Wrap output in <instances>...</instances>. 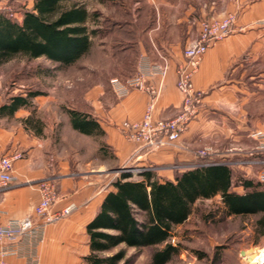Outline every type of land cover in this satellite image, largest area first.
<instances>
[{
	"label": "crops",
	"instance_id": "crops-1",
	"mask_svg": "<svg viewBox=\"0 0 264 264\" xmlns=\"http://www.w3.org/2000/svg\"><path fill=\"white\" fill-rule=\"evenodd\" d=\"M128 1L134 6L127 8V79L143 72L147 83L159 88L155 105L158 118H172L182 107L177 67L185 60L184 49L198 37L199 22L229 11L237 12V22L229 36L214 42L204 54L194 75L195 87L203 91L202 104L175 145L136 152L137 145L120 131L124 120L143 117L151 100L149 92L131 88L120 96L111 87L102 101L101 91L92 89V116L104 129L105 142L115 156L121 161L132 158L137 166L155 167L161 178L174 179L177 171L199 164L201 160L195 155L199 145L219 137L233 142L236 151L223 148L214 158L236 161L251 154L264 160V152L257 149L260 141L252 137L255 131L264 130V0ZM166 63L163 76L159 67ZM22 111L25 109L12 117L0 116V157L22 154L14 162L15 183L0 193V222L8 224L34 215L40 200L38 182L47 177L56 180L58 191L52 211L71 204L75 208L56 222L44 223L37 218L42 233L21 239L7 259L14 264H87L90 246L86 227L112 189V181L103 185L94 176L68 173L63 162L55 168L49 150L35 132L20 120L15 125L6 124L19 119ZM261 167L232 165L235 172L246 176L251 170L258 173ZM233 189L244 192L241 185Z\"/></svg>",
	"mask_w": 264,
	"mask_h": 264
},
{
	"label": "trees",
	"instance_id": "trees-1",
	"mask_svg": "<svg viewBox=\"0 0 264 264\" xmlns=\"http://www.w3.org/2000/svg\"><path fill=\"white\" fill-rule=\"evenodd\" d=\"M90 22L96 26L92 27ZM97 25L98 13L91 12L87 2L79 0H34L32 9L26 10L20 20L0 11V65L25 57L45 58L57 64V68L72 66L90 52L100 32ZM39 94L30 91L27 95L11 96L0 105V116L12 117L19 109L30 107L31 98ZM69 112L73 128L80 133L105 134L92 114ZM24 122L27 128L41 134L40 119L31 116ZM207 160L201 159L199 165L177 171L174 179L161 178L152 169L138 172V179L131 172L113 179L112 189L86 227L90 246L85 257L87 264L131 263L127 255L133 248H152L151 264L174 261L185 249L181 241H172L174 231L189 223L199 201L216 196L221 198L219 210L225 217L261 215L257 232L264 236V184L244 173L236 175L228 163L200 164ZM238 185L243 187V193L233 189ZM219 255L218 252L215 255L217 260Z\"/></svg>",
	"mask_w": 264,
	"mask_h": 264
},
{
	"label": "rangeland",
	"instance_id": "rangeland-1",
	"mask_svg": "<svg viewBox=\"0 0 264 264\" xmlns=\"http://www.w3.org/2000/svg\"><path fill=\"white\" fill-rule=\"evenodd\" d=\"M79 1L87 2L90 11H96L99 16L97 26L100 32L94 38L90 52L65 68H57V64L45 58L30 60L25 57L0 65V105L13 95H27L30 91L40 93L31 98L32 105L24 108L19 119H11L6 124L15 125L20 120L27 128L26 118L34 116L40 119L43 122L41 134L32 131L46 145L55 168L63 162L68 173L94 176L103 185L123 172H131L133 178L138 179V169L142 167L137 166L132 158L127 161L118 159L103 136H88L74 129L69 112L75 110L92 114L93 88L101 91L104 101V94L111 89L113 79L127 80L125 10L134 5L128 0ZM33 4L34 0H0V11L20 20ZM90 25L96 26L94 22ZM223 148H227L228 152L236 151L233 142L219 137L199 145L196 151L210 149L216 154ZM148 169L155 170V167ZM239 173L236 172V175ZM246 177L259 181L255 170H251ZM219 206H222L220 196L197 203L189 223L178 227L172 238L174 243L181 241L185 249L168 264H248L239 254L240 250H264V236L257 232V221L261 215L225 217ZM210 213H215V216ZM139 217L142 218L141 215ZM199 252L204 254L202 258ZM217 252L220 253V260L215 257ZM152 253V248L129 249L127 257L132 262L127 264H151Z\"/></svg>",
	"mask_w": 264,
	"mask_h": 264
},
{
	"label": "built area",
	"instance_id": "built-area-1",
	"mask_svg": "<svg viewBox=\"0 0 264 264\" xmlns=\"http://www.w3.org/2000/svg\"><path fill=\"white\" fill-rule=\"evenodd\" d=\"M236 22V11H229L222 17L203 19L199 22L198 37L185 48V60L177 67V88L183 96V102L175 117H155V105L160 90L153 84L147 83L143 72L125 81L117 78L112 80V87L120 96L126 95L131 88L142 89L151 94V100L140 120L126 119L119 125L124 137L137 145L136 152L175 145L188 129L190 122L198 114L199 106L203 100V91L195 87L194 75L198 72L207 50L214 42L229 36L234 31ZM166 64L159 67L163 76L166 74ZM252 137L260 141L257 149L264 152V130L255 131ZM195 155L200 160L208 159L206 162L200 163L205 165L219 162L228 163L231 166H262L258 172V179L264 184V160L260 157L250 154L236 161L227 158L216 159L210 149L198 150ZM21 157L20 152L0 157V193L9 189L15 183L14 162ZM146 169L148 167L139 168L138 172ZM55 181L54 178L47 177L38 182L40 200L34 207V215L13 220L8 224L0 222V264H14L7 259V256L15 253L13 246L21 239L32 236L39 237L42 230L41 226L37 224V218H41L44 223H52L67 217L74 210L75 205L71 204L64 209L52 211V206L58 197ZM242 258L246 261L245 256H242Z\"/></svg>",
	"mask_w": 264,
	"mask_h": 264
},
{
	"label": "bare ground",
	"instance_id": "bare-ground-1",
	"mask_svg": "<svg viewBox=\"0 0 264 264\" xmlns=\"http://www.w3.org/2000/svg\"><path fill=\"white\" fill-rule=\"evenodd\" d=\"M255 249V248H253ZM249 249L246 251L245 259L248 264H262L264 263V250H253ZM253 250L251 252H248Z\"/></svg>",
	"mask_w": 264,
	"mask_h": 264
},
{
	"label": "water",
	"instance_id": "water-1",
	"mask_svg": "<svg viewBox=\"0 0 264 264\" xmlns=\"http://www.w3.org/2000/svg\"><path fill=\"white\" fill-rule=\"evenodd\" d=\"M246 251H247V250H245V249L241 250V255H242V256H245Z\"/></svg>",
	"mask_w": 264,
	"mask_h": 264
}]
</instances>
